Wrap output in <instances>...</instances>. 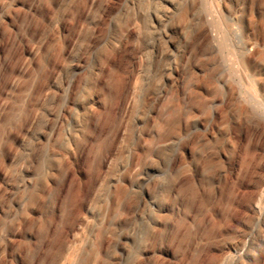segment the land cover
<instances>
[{"label": "rangeland", "instance_id": "obj_1", "mask_svg": "<svg viewBox=\"0 0 264 264\" xmlns=\"http://www.w3.org/2000/svg\"><path fill=\"white\" fill-rule=\"evenodd\" d=\"M263 187L264 0H0V264H264Z\"/></svg>", "mask_w": 264, "mask_h": 264}, {"label": "bare ground", "instance_id": "obj_2", "mask_svg": "<svg viewBox=\"0 0 264 264\" xmlns=\"http://www.w3.org/2000/svg\"><path fill=\"white\" fill-rule=\"evenodd\" d=\"M252 209H253V213H254V218H255V220H256V222H257V224H258V222L261 220V218H262V215H263V212H264V187L260 190V192L258 193V196H257V198H256V201H255V203H254V205H253V207H252ZM256 222H255V224H256ZM253 227V226H252ZM252 229V228H251ZM254 231V229H252L251 230V232H253ZM250 235L248 234L247 235V238L250 240ZM246 238V239H247ZM247 239V240H248ZM246 240V241H247ZM248 240V241H249ZM246 244V243H245Z\"/></svg>", "mask_w": 264, "mask_h": 264}]
</instances>
